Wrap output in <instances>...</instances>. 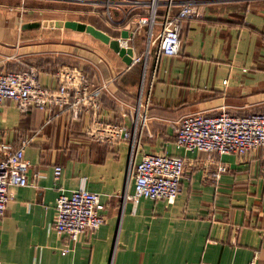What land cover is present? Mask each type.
<instances>
[{
  "label": "crops",
  "instance_id": "0c3cea01",
  "mask_svg": "<svg viewBox=\"0 0 264 264\" xmlns=\"http://www.w3.org/2000/svg\"><path fill=\"white\" fill-rule=\"evenodd\" d=\"M26 1L0 0V71L36 65L42 84L54 87L57 65L78 64L102 92L100 119L128 126V105L145 79V88L152 83L149 132L142 133L138 158L164 151L184 157L186 166L173 202H134L127 197L134 188L127 175L129 141L88 137L87 116L77 119L57 107L20 111L6 99L0 104V149L29 141L30 183L11 187L14 198L0 219L1 264H264V147L217 155L185 150L175 140L178 121L190 113L264 110V0H201L200 16L181 20L182 47L171 56L158 53L156 39L167 0L159 2L150 40L149 26L136 23L143 8L121 22L130 8L115 0L111 22L98 0L101 22L88 23L112 38L132 36L130 63L89 32L43 22L25 26L42 19L33 18L42 11ZM182 1L174 0L173 11ZM57 163L63 172L56 180ZM219 164L227 170L215 182L210 172ZM81 186L100 193L106 220L72 242L54 230L55 201Z\"/></svg>",
  "mask_w": 264,
  "mask_h": 264
},
{
  "label": "built area",
  "instance_id": "2783aa9c",
  "mask_svg": "<svg viewBox=\"0 0 264 264\" xmlns=\"http://www.w3.org/2000/svg\"><path fill=\"white\" fill-rule=\"evenodd\" d=\"M102 4L106 16L115 22V0L93 1ZM129 10L123 14L124 21L137 8H143L136 23L149 26V40L153 36L159 14L160 0H124ZM174 0L164 2L166 9L160 18V31L156 39L159 41V54L171 56L178 54L182 47L180 39V22L189 17L200 16L201 0H184L179 9L173 11ZM132 36L117 38L121 46L131 45ZM40 68L28 65L18 70L6 69L0 71V104L6 99L16 103L20 111L31 108H55L69 110L77 119L87 116L85 134L104 142L117 143L127 140L131 144L128 179L133 180V192L127 197L138 202L141 197L152 200L163 199L173 202L181 188L186 161L179 155H169L166 152L142 153V133L149 132L148 111L151 103L149 84L145 88L144 80L140 93L134 105H128V116L133 126L115 121L101 120L102 92L92 85L89 75L78 64H60L53 70L56 85L48 87L42 84L39 77ZM227 82V78L223 79ZM175 140L179 147L188 151L245 154L257 148L264 147V110L247 115H234L222 108L219 114L190 113L183 116L177 123ZM29 141L23 139L19 146L1 148L0 157V219L7 211L9 201L14 198L11 187L28 185L29 161L25 158V147ZM226 164H219L211 171V177L216 182L220 179ZM63 165L54 166V177L59 179ZM105 205L99 192L89 190L85 186L74 188L69 192H61L55 201L56 217L54 230L59 234L66 233L72 242L83 232L92 233L106 220ZM66 251L70 247H65ZM1 264V261H0ZM253 264V263H252Z\"/></svg>",
  "mask_w": 264,
  "mask_h": 264
},
{
  "label": "rangeland",
  "instance_id": "374dc122",
  "mask_svg": "<svg viewBox=\"0 0 264 264\" xmlns=\"http://www.w3.org/2000/svg\"><path fill=\"white\" fill-rule=\"evenodd\" d=\"M10 3L14 4L15 1H10ZM26 3L29 7L31 6L33 9H40L42 11L36 10L32 14L33 18L36 16L42 18L39 19V25L43 22V25L58 27L56 20H67L70 18H77L86 22H101L96 16L97 12L95 11V9L99 8V5L93 3V0H29Z\"/></svg>",
  "mask_w": 264,
  "mask_h": 264
},
{
  "label": "water",
  "instance_id": "95a60500",
  "mask_svg": "<svg viewBox=\"0 0 264 264\" xmlns=\"http://www.w3.org/2000/svg\"><path fill=\"white\" fill-rule=\"evenodd\" d=\"M35 22V21H34ZM25 26H29V27H37V25H39V20H37V24L32 23V22H28L24 24ZM56 25H61L67 28H72L75 30H79V31H85V32H89L91 33L94 37L100 39L103 42H107L110 44V46L117 51L120 55L123 56V58L130 63L133 58H132V54H133V50L131 47L127 48L124 46L120 45V42H118V40L116 38H112L106 31H102L101 29L97 28L96 26H94L91 23H86L77 19H67V20H62V19H58L56 20Z\"/></svg>",
  "mask_w": 264,
  "mask_h": 264
},
{
  "label": "trees",
  "instance_id": "16d2710c",
  "mask_svg": "<svg viewBox=\"0 0 264 264\" xmlns=\"http://www.w3.org/2000/svg\"><path fill=\"white\" fill-rule=\"evenodd\" d=\"M56 6H57V5H56ZM58 7H59V6H58ZM31 8H32V7H31ZM122 24H123V23L118 24L117 27L120 28V26H122ZM12 70H13V69H12Z\"/></svg>",
  "mask_w": 264,
  "mask_h": 264
},
{
  "label": "bare ground",
  "instance_id": "6f19581e",
  "mask_svg": "<svg viewBox=\"0 0 264 264\" xmlns=\"http://www.w3.org/2000/svg\"><path fill=\"white\" fill-rule=\"evenodd\" d=\"M32 23H35V24H37V21H35V22L33 21Z\"/></svg>",
  "mask_w": 264,
  "mask_h": 264
}]
</instances>
